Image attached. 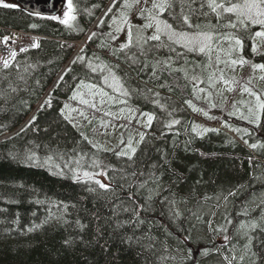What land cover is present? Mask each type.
I'll use <instances>...</instances> for the list:
<instances>
[{
  "label": "trees",
  "instance_id": "obj_1",
  "mask_svg": "<svg viewBox=\"0 0 264 264\" xmlns=\"http://www.w3.org/2000/svg\"><path fill=\"white\" fill-rule=\"evenodd\" d=\"M112 2L73 0L76 19L69 25L21 6H0V34L16 29L41 37L37 47L18 54L9 68L0 65V264H227L224 256L231 257L230 250L237 264L245 244L250 251L243 264H264V114L260 127L229 115L243 86L264 98V72L257 75L261 87L250 80L252 65L264 63V44L257 53L252 51V36L259 27H224L235 17L225 15L218 21L207 0H169L171 8L161 14L177 31L195 30L183 23L188 15L191 24L203 31H231L244 41L243 51L233 57L242 56L248 63L240 66L239 78L226 76L236 83L233 95L221 104L208 86V74L216 72L209 53L176 46L175 52L161 47L147 57L140 56L136 47L113 54L127 40L121 33L115 41L107 35L110 13L119 6H127V11L144 7L148 0H117L105 17ZM201 4L208 15L201 14ZM101 18L104 24L97 27ZM127 18L140 28L145 24L144 18L133 20L129 13ZM85 38L77 50L76 42ZM220 46L229 47L226 41ZM134 54L139 64L127 58ZM80 56L85 59H77ZM169 57L171 67L181 71H158L159 79H154L152 65ZM90 60L115 68L130 91L128 105L121 106L136 110L135 118L122 119L125 140L111 150L91 136L96 122L76 127L61 112L81 81H99L101 74L91 71ZM193 76L204 81L199 87L212 92L211 103L217 107L210 108L209 99H197L201 92L193 94ZM189 100L214 119L193 111ZM236 106L246 113L244 105ZM79 107L93 113L87 106ZM140 113H152L155 119L150 126L145 124L144 140L138 144L131 129L145 117ZM105 118L111 120L109 115ZM173 119L180 123L166 127ZM193 124L215 131L197 136ZM237 128L248 133H238ZM127 136L137 148L132 159L117 155L125 150ZM253 143L258 147L252 148ZM30 153L39 164L22 162ZM49 156L51 167L44 164ZM65 163L81 174L106 175L74 181ZM95 180L108 187L101 189ZM241 221L258 227L245 236L238 231ZM219 228L227 232L216 231Z\"/></svg>",
  "mask_w": 264,
  "mask_h": 264
},
{
  "label": "snow or ice",
  "instance_id": "obj_2",
  "mask_svg": "<svg viewBox=\"0 0 264 264\" xmlns=\"http://www.w3.org/2000/svg\"><path fill=\"white\" fill-rule=\"evenodd\" d=\"M117 0H113L112 6L109 7L108 11L105 12V17L109 15V13L112 11V8L115 7ZM0 6L6 7V8H17L19 5L11 4V3H5L4 0H0ZM171 3L169 0H163V2L157 4H153V9H158L159 14H154L152 9H145L147 11V20L148 22L143 25V29L153 28L154 27V33L151 36H143L141 33L143 29H136V33L134 35L133 28L134 26L129 22L127 16L121 12L119 17L113 16L112 21L109 23L108 27L110 29V32L107 33V35L111 38V40L115 41L118 38V35L124 30L125 26H127V42L122 43L119 47V49H113V54H118L120 52H124L125 50H129L132 47H136L139 51L140 56L147 57L151 54L152 51H158L161 47H167L169 52H175L176 46H179L188 52H199V53H210L213 48L215 47V50L217 52L216 57V64L217 69L219 72V75L217 76L216 72H210L208 74V86L209 89L215 88V85L217 81L222 82L224 85L229 86L230 84L236 83V81L229 80L225 76V70L222 68H219L220 64H224L227 67L235 68L237 65L243 66L244 64L248 63L247 60H245L242 56L239 58H233L234 54H238L243 51L244 41L240 39L237 35L234 34V32H217V31H203L201 30L200 25H193L190 22V17L188 15L183 16V23L187 25L189 28L195 29L194 31H177L173 28L171 24H169L167 21L162 20L159 18L160 14H163L166 9L171 8ZM207 6L210 8L211 12L214 13L217 17V20L220 21L222 18L225 17V15L228 16H234L235 19H229L228 23L224 25L226 28L230 29H243L247 30L249 26L251 27H259L260 30L256 31L253 36V44H252V51L253 53H257L258 49L260 48L261 44H264V0H236V2H232V0H222V2L217 3L216 0H207ZM204 5L201 4L200 12L202 15H208V13L203 12ZM74 5L73 0H67V3L65 5V11L63 13V19L61 20V23L65 25H69L70 21H74L76 19V16L74 15ZM143 15V13H142ZM52 19H58V17L53 16ZM104 24V19L101 18L100 24L97 25V27H101ZM95 32L92 33L91 36L88 37L89 42L92 41V39L95 37ZM162 37H166V42L162 40ZM257 38L259 39L260 43L258 44L256 42ZM227 42L229 47L227 50L222 48L220 45L223 42ZM8 37L4 38V43L7 44ZM152 42H158L153 46ZM38 44L34 43L32 47H37ZM104 46V45H102ZM25 49H21V51H24ZM83 51V49L81 50ZM225 53L228 56V59L221 60L220 54ZM177 55H180L177 53ZM16 53L15 51L12 52V58L15 59ZM129 60H131L134 64H139L140 60L138 59L137 55H132L130 57H127ZM77 59L83 61L85 57L80 56ZM99 59V58H97ZM209 60L211 61V57L209 56ZM75 63V61H73ZM172 60L171 57H169L166 61H157L152 65V76L154 79H159V76H157V72H163V71H181V69H173L171 67ZM4 68L7 69L10 66V61L5 60L4 61ZM210 66V65H209ZM88 67L91 69L93 73L100 72L102 74V80L103 83L112 89L114 93H118L125 98L130 96V91L124 86V83L121 81L120 77L116 75V73L113 71L112 68L108 67L104 62H100L97 64H94L91 60L88 63ZM145 67H147V64H145ZM253 70H260L261 72H264V63L261 64H253L252 65ZM144 69H141L143 71ZM192 79L196 82L193 85V94L196 95L197 92H205L207 91V98L209 99V107L215 108L217 107L216 104L211 103V97L212 92L206 90L205 88L199 87L201 83L204 81L201 80L197 76H193ZM60 80H63V76H61ZM161 87H164V85H160ZM87 88L89 90L88 95L92 97V99H86L85 95L79 91H74L73 96L70 99H78L79 103L88 107H91L93 109H96L97 104L95 101V97L98 95L100 97L99 103L104 104L105 98H107L109 101L113 100V97L110 96L107 92H105L103 89L98 88L95 84H85L84 81H81L80 85L77 86V89L80 88ZM228 91H231L232 88L229 86L227 88ZM151 91V90H148ZM243 92L248 93L251 97H255L254 102L248 101L244 102L241 101V105H247L246 113L245 111H242L240 108H237L236 104H233L234 109L236 111L229 113L230 116L236 115L239 119L247 121L249 124H252L256 127H260L261 123V116L264 114V98L261 97V95L257 94L255 91H253L251 88L245 86L242 90ZM159 94L157 93V96ZM197 99H199V96L197 95ZM120 103H126V100L120 101ZM154 103H159L158 100L154 101ZM186 103L192 107L193 111H203L205 116H208L209 119H214V117H210L208 114V111H204L203 109L196 108L195 105L192 104V101H186ZM43 107V105L41 106ZM161 107H164L161 105ZM65 109H68V114L65 115V119H68L71 122V113L72 112H79L81 116H85V113L79 109H70L69 106L66 104L64 109H61L62 114L65 112ZM124 109H121V112H123ZM128 112L130 113L129 119L135 118L136 116V110L128 109ZM105 115H112L111 113H105ZM141 116L147 117L146 126H150L155 119L154 115L152 113H140ZM119 118V117H117ZM33 120H35V117H33ZM139 123V121H137ZM180 123L179 120L173 119L170 121L166 127L172 128L175 125H178ZM75 126V125H74ZM107 126V125H105ZM227 126V125H226ZM209 131H215V129H207V128H200L198 125L193 124L192 126V132L195 133L197 136H202L205 132ZM238 133H248V129H235ZM144 140L143 134L140 136V141ZM140 141L137 143L139 144ZM245 143H248L247 140H245ZM252 148H257L258 144L253 143L250 145ZM137 151L136 147H132V141L129 139L128 144L125 146V150L117 153L119 156H127L129 159H132V156ZM52 161V157L49 156L45 159L44 164L49 165L50 167ZM23 163H33V164H39V159L36 157L35 153H30L25 156V158L22 161ZM77 164H79V161H76ZM251 164V160L249 161ZM93 166H96L95 162ZM64 168H69V170L73 173V179L74 181L80 180L83 178L84 181H92L94 179L95 175L98 174H104L105 173H92L89 171H83L81 174L78 168H70L68 163H65ZM55 168L58 170V174L63 175V169L59 164L55 165ZM95 183L99 185L101 189H105L108 187V185H105L101 183L99 180H95ZM144 185L142 184L141 187ZM90 191H94V189H90ZM125 211H128L129 209H124ZM179 213H177L178 215ZM243 214H247L245 211ZM142 223V221H141ZM228 224H231L232 221H227ZM120 225H118L119 227ZM38 227V226H37ZM258 227V225L255 222H252L250 224H245L244 221H241L240 228L238 231H242L245 236L248 235V230L255 229ZM28 231H32V229H28ZM216 231L220 232H227V228H219L216 229ZM129 241H131V237L128 238ZM225 246L229 243V237L225 235ZM66 244L69 243L68 241L65 242ZM245 254L241 255L239 257V260L237 264H243V261L245 259V255L248 251H250V245L245 244L244 245ZM231 257L228 255L224 256V260L227 262V264H233L234 261H237V257L234 253ZM254 255V253H253ZM161 259H165V257H161Z\"/></svg>",
  "mask_w": 264,
  "mask_h": 264
},
{
  "label": "rangeland",
  "instance_id": "obj_3",
  "mask_svg": "<svg viewBox=\"0 0 264 264\" xmlns=\"http://www.w3.org/2000/svg\"><path fill=\"white\" fill-rule=\"evenodd\" d=\"M5 3H11L13 4V2L9 1V0H5ZM163 2V0H148V2L146 3V5L140 6L134 10L130 9L129 11H127L125 6H119L117 7L115 10L112 11V13H110V19H109V23L112 21V17L116 16L119 17L120 13L123 12L126 16L127 13L130 14V17L134 20L135 18H140L139 20L141 21L144 18L145 24L148 22L147 20V11H145V9H152L154 14H159L158 13V9H153V4L154 3H161ZM65 9L62 10L56 17H58L57 20H62L63 19V13H64ZM143 13V15H142ZM160 19L164 20L161 17V14L159 16ZM134 28H133V32L134 35L136 33V29H143L138 27L139 23L135 22V23H131ZM148 30V32L146 31ZM145 34H149V36H151L154 33V27L153 28H148V29H144ZM151 33V34H150ZM122 35H124V38L127 40V26H125L124 30L121 32ZM143 35V32L141 33ZM166 38V37H164ZM9 42V41H8ZM258 44L260 43L259 40L256 41ZM36 43L37 41L35 38H33L32 36H24L21 40L19 45L16 44L14 46H11V48L6 49V51L3 50V52L0 53V64L3 66L4 65V61L5 60H9L10 62L12 61V52L15 51V53L17 54V51H21V49H26V48H30L32 47V45ZM0 45L7 47V44L4 43V40H0ZM18 45V46H17ZM116 46V45H115ZM117 48L120 47V45L116 46ZM19 51V52H20ZM211 59H213L214 65L212 64L213 69L216 71L217 76L219 75L218 69H217V64H216V50L215 48H213V50L209 53ZM222 60H226L228 59V56L226 54H224L222 57ZM234 58V57H233ZM100 63V62H99ZM110 68L113 69V71L115 72V68L113 66H109ZM219 68H222L225 70V76L227 77H234L236 76L237 78H239L242 75V70L240 68V65H237L234 69L227 67L226 65H224L222 63L221 66H219ZM100 73V72H99ZM116 73V72H115ZM101 74V73H100ZM260 75L261 72L260 70H253V73L250 74V80L254 83L257 84L258 80H257V75ZM117 75V73H116ZM118 76V75H117ZM119 77V76H118ZM85 84H95L97 85L98 88L103 89L105 92H107L110 96L113 97L112 101H109L107 98H105V103L104 104H100L99 100L100 97L97 95L95 97V101L97 104L96 109H93V113H89L86 112L84 110H82L79 106H85L79 103L78 99H70L69 102L66 104L69 106L70 109H79L81 111H83L85 113V116L87 118H85L84 116H81L79 114V112H72L71 113V123L73 125H75L76 127H83L88 125L91 122H96V126L93 129V131L91 132V136L94 138V140L98 143H100L101 145H103V147L107 150H111L113 149L116 145L121 144L122 142H124V136H123V128H124V124L122 123V119H128V121H130V119L128 118L130 113L128 112V109L124 106L121 105H128V100L127 98H125L124 96L118 94V93H114L112 91L111 88L107 87L102 80V74L99 78L98 82H93V83H85ZM231 86L232 90L228 91L227 88ZM229 86L224 85L222 82L217 81L215 88H213V90L215 91V94L217 96H219L218 98L221 99V104L222 103H226L227 99L229 97H231L233 95V84H230ZM257 87H261V85L258 83L256 85ZM245 86H243L244 88ZM243 88L240 89L239 91V95H236V98L234 99V103H240L241 101L244 102H248V101H253L255 100V97H251L248 93L243 92ZM76 91H79L81 93H83L85 95L86 99H92V97H90L88 95L89 90L87 88H80L77 89L76 87ZM73 96V94H72ZM198 96L203 100V99H208L207 98V91L203 92V93H198ZM122 100H126V103H120V101ZM65 104V105H66ZM232 104V112L236 111V109H234ZM245 108L247 109V105H244ZM124 109L123 112H121V109ZM105 113H111L112 115H109L111 120H107L105 117L108 115H105ZM68 114V109H65L64 115ZM119 117V118H117ZM147 118L146 117H142L139 121V125L136 126L135 128L131 129V133L132 135L137 139L134 138L135 141H139L140 140V136L141 134H143V129L145 127ZM107 125V126H105ZM131 136H127L126 139L128 141V138H130ZM136 143H134L135 145Z\"/></svg>",
  "mask_w": 264,
  "mask_h": 264
},
{
  "label": "water",
  "instance_id": "obj_4",
  "mask_svg": "<svg viewBox=\"0 0 264 264\" xmlns=\"http://www.w3.org/2000/svg\"><path fill=\"white\" fill-rule=\"evenodd\" d=\"M27 10L31 12L45 15L53 16L61 8L63 0H16Z\"/></svg>",
  "mask_w": 264,
  "mask_h": 264
},
{
  "label": "bare ground",
  "instance_id": "obj_5",
  "mask_svg": "<svg viewBox=\"0 0 264 264\" xmlns=\"http://www.w3.org/2000/svg\"><path fill=\"white\" fill-rule=\"evenodd\" d=\"M9 48H11V46L4 47L0 45V53L3 52V50L6 51V49H9Z\"/></svg>",
  "mask_w": 264,
  "mask_h": 264
}]
</instances>
